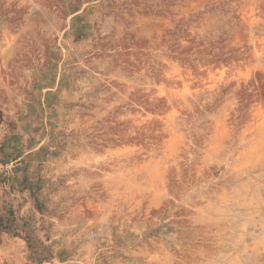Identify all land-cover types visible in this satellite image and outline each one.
<instances>
[{
	"label": "rangeland",
	"instance_id": "rangeland-1",
	"mask_svg": "<svg viewBox=\"0 0 264 264\" xmlns=\"http://www.w3.org/2000/svg\"><path fill=\"white\" fill-rule=\"evenodd\" d=\"M0 264H264V0H0Z\"/></svg>",
	"mask_w": 264,
	"mask_h": 264
}]
</instances>
